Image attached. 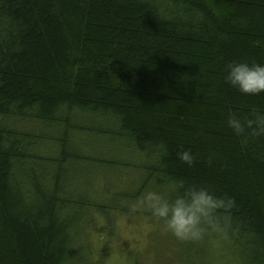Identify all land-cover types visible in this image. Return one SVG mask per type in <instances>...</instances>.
Masks as SVG:
<instances>
[{
    "label": "trees",
    "instance_id": "16d2710c",
    "mask_svg": "<svg viewBox=\"0 0 264 264\" xmlns=\"http://www.w3.org/2000/svg\"><path fill=\"white\" fill-rule=\"evenodd\" d=\"M234 60L264 63V0H0V264H105L115 217L162 225L180 182L232 201L199 240L264 264V93Z\"/></svg>",
    "mask_w": 264,
    "mask_h": 264
},
{
    "label": "clouds",
    "instance_id": "9594fccd",
    "mask_svg": "<svg viewBox=\"0 0 264 264\" xmlns=\"http://www.w3.org/2000/svg\"><path fill=\"white\" fill-rule=\"evenodd\" d=\"M223 81L242 94L264 93V63L229 61L223 69ZM246 123L251 127L253 120L248 119ZM226 124L236 133L243 128L241 119L231 112ZM256 124L260 131H264V128L260 127L264 124V119H261L259 114ZM177 156L181 162L192 165L193 154L189 150L179 151ZM174 192L171 198L154 194L151 211L153 217L162 223L163 229L181 241L199 239L204 231L203 225L213 221L217 210L227 209L232 204L230 198L215 196L202 186H184L183 182L179 183Z\"/></svg>",
    "mask_w": 264,
    "mask_h": 264
},
{
    "label": "rangeland",
    "instance_id": "374dc122",
    "mask_svg": "<svg viewBox=\"0 0 264 264\" xmlns=\"http://www.w3.org/2000/svg\"><path fill=\"white\" fill-rule=\"evenodd\" d=\"M95 229L91 241L95 249H98L105 224L99 221ZM109 238L111 241L107 247L105 264H131L135 258L138 264H185L188 260L186 240L171 238V234L161 224L143 217L118 214ZM201 240L196 239L193 245V256L202 253L203 249L200 264L236 263L228 247L219 240L210 237Z\"/></svg>",
    "mask_w": 264,
    "mask_h": 264
}]
</instances>
